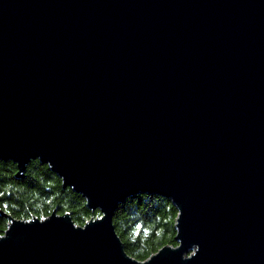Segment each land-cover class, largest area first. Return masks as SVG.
I'll use <instances>...</instances> for the list:
<instances>
[{
  "label": "water",
  "instance_id": "95a60500",
  "mask_svg": "<svg viewBox=\"0 0 264 264\" xmlns=\"http://www.w3.org/2000/svg\"><path fill=\"white\" fill-rule=\"evenodd\" d=\"M0 162L100 218L7 221L0 264H264V0H0ZM136 196L175 248L128 257Z\"/></svg>",
  "mask_w": 264,
  "mask_h": 264
},
{
  "label": "trees",
  "instance_id": "16d2710c",
  "mask_svg": "<svg viewBox=\"0 0 264 264\" xmlns=\"http://www.w3.org/2000/svg\"><path fill=\"white\" fill-rule=\"evenodd\" d=\"M17 168L0 162V213L16 222L43 221L52 211L68 215L72 224L82 228L85 222L100 218L90 212L85 201L71 190H62L61 182L39 162H30L22 175L15 178ZM177 212L171 204L156 197L136 196L120 205L113 227L125 254L144 263L165 247L175 248ZM43 219V220H42ZM10 221L0 216V238Z\"/></svg>",
  "mask_w": 264,
  "mask_h": 264
}]
</instances>
